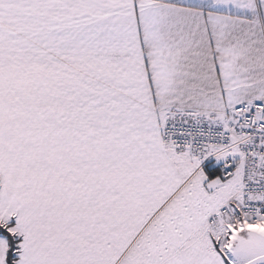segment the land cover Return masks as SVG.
Segmentation results:
<instances>
[{
    "label": "snow or ice",
    "instance_id": "snow-or-ice-1",
    "mask_svg": "<svg viewBox=\"0 0 264 264\" xmlns=\"http://www.w3.org/2000/svg\"><path fill=\"white\" fill-rule=\"evenodd\" d=\"M0 264H264V0H0Z\"/></svg>",
    "mask_w": 264,
    "mask_h": 264
}]
</instances>
